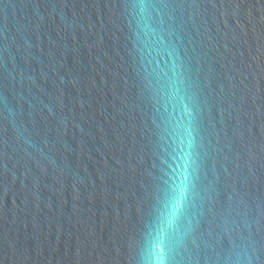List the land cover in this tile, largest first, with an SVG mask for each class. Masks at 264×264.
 I'll list each match as a JSON object with an SVG mask.
<instances>
[{"label":"water","instance_id":"water-1","mask_svg":"<svg viewBox=\"0 0 264 264\" xmlns=\"http://www.w3.org/2000/svg\"><path fill=\"white\" fill-rule=\"evenodd\" d=\"M0 264H264V0H0Z\"/></svg>","mask_w":264,"mask_h":264}]
</instances>
